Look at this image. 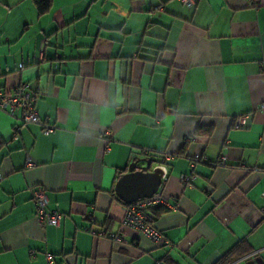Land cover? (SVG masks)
<instances>
[{"label":"crops","instance_id":"crops-1","mask_svg":"<svg viewBox=\"0 0 264 264\" xmlns=\"http://www.w3.org/2000/svg\"><path fill=\"white\" fill-rule=\"evenodd\" d=\"M21 81L55 129L0 109V264H264V0H0V90ZM143 160L166 245L121 225L114 185Z\"/></svg>","mask_w":264,"mask_h":264},{"label":"built area","instance_id":"built-area-1","mask_svg":"<svg viewBox=\"0 0 264 264\" xmlns=\"http://www.w3.org/2000/svg\"><path fill=\"white\" fill-rule=\"evenodd\" d=\"M183 5L190 7L193 6L197 0H178ZM37 96L30 90L27 82H18L12 89L0 90V109L6 111L9 115L14 116V111L20 109L21 115L15 117L16 123L14 125L15 131L24 123L35 124L40 127L41 133L46 135L51 133L55 127L49 124L46 120L39 117L35 108ZM257 110L264 113V102L257 106ZM247 114L238 115L233 121L235 128H243L247 121ZM105 150H108L107 146ZM164 159H172L174 156L164 154L161 156ZM193 161H204L201 154H195ZM27 165H31V161H26ZM218 165H225V157L221 156L218 160ZM193 175H182L180 180L188 185L192 180ZM31 200L35 205V220L40 225H54L57 226L61 220V214L56 210H48L46 208L48 199L45 189L41 185H36L30 189ZM158 203L170 206L167 200L162 197L158 192L149 198L139 199L126 207L125 215L121 221V225L128 227L132 230L138 231L146 236L148 239L158 245H166L168 240L162 233L154 226L151 216L148 214L146 208L152 207ZM107 236L113 241L122 242L124 236L121 232L108 233ZM33 251H31L32 253ZM47 260H50L49 254L46 255Z\"/></svg>","mask_w":264,"mask_h":264},{"label":"water","instance_id":"water-1","mask_svg":"<svg viewBox=\"0 0 264 264\" xmlns=\"http://www.w3.org/2000/svg\"><path fill=\"white\" fill-rule=\"evenodd\" d=\"M143 166L132 162L127 173L121 175L115 185L114 193L126 205L139 199L149 198L158 191L164 176L160 166L151 167V162L143 160Z\"/></svg>","mask_w":264,"mask_h":264},{"label":"trees","instance_id":"trees-1","mask_svg":"<svg viewBox=\"0 0 264 264\" xmlns=\"http://www.w3.org/2000/svg\"><path fill=\"white\" fill-rule=\"evenodd\" d=\"M37 9L38 14H43L45 13L51 4V0H33ZM151 208V207H148ZM147 209V208H146ZM152 222H153V218H152ZM228 261V258H223L221 259L220 262L216 263V264H226Z\"/></svg>","mask_w":264,"mask_h":264},{"label":"bare ground","instance_id":"bare-ground-1","mask_svg":"<svg viewBox=\"0 0 264 264\" xmlns=\"http://www.w3.org/2000/svg\"><path fill=\"white\" fill-rule=\"evenodd\" d=\"M194 163V162H193Z\"/></svg>","mask_w":264,"mask_h":264}]
</instances>
